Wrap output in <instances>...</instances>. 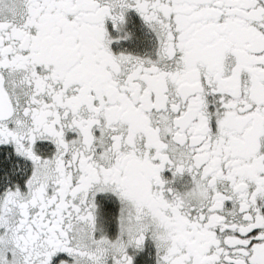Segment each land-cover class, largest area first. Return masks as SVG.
I'll use <instances>...</instances> for the list:
<instances>
[{
  "label": "snow or ice",
  "instance_id": "snow-or-ice-1",
  "mask_svg": "<svg viewBox=\"0 0 264 264\" xmlns=\"http://www.w3.org/2000/svg\"><path fill=\"white\" fill-rule=\"evenodd\" d=\"M0 264H264V0H0Z\"/></svg>",
  "mask_w": 264,
  "mask_h": 264
}]
</instances>
